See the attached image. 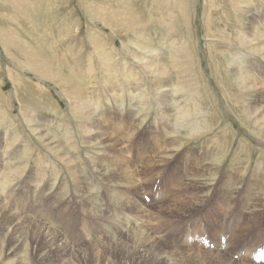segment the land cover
<instances>
[{
	"label": "rangeland",
	"instance_id": "374dc122",
	"mask_svg": "<svg viewBox=\"0 0 264 264\" xmlns=\"http://www.w3.org/2000/svg\"><path fill=\"white\" fill-rule=\"evenodd\" d=\"M260 100L264 0H0V211L72 242L46 259L1 240L0 264H219L177 257L197 234L237 231L260 195L251 231L228 248L264 257V126L246 113ZM175 126L183 144L169 159ZM198 172L206 197L189 216L149 213ZM131 247L148 254L133 261Z\"/></svg>",
	"mask_w": 264,
	"mask_h": 264
},
{
	"label": "bare ground",
	"instance_id": "6f19581e",
	"mask_svg": "<svg viewBox=\"0 0 264 264\" xmlns=\"http://www.w3.org/2000/svg\"><path fill=\"white\" fill-rule=\"evenodd\" d=\"M250 18V17H249ZM145 41V40H144ZM149 43L145 41V45ZM148 45V44H147ZM151 45V44H150ZM150 45H148V47H151ZM152 51V50H151ZM36 54H34L33 56H35ZM151 65V64H150ZM235 65V64H234ZM232 68V67H231ZM165 69V70H164ZM236 70H238V68L236 67ZM235 70V71H236ZM158 72L159 74L161 75V77H165L167 78L168 77V70L165 68V66L163 67H158ZM171 73V72H170ZM245 76H249L248 74H245ZM245 76H243L241 74L240 71L237 72V75L234 74V79L236 80H240V83L242 82L243 84H245L248 88L249 86L251 85L252 82V79L251 78H246ZM251 79V80H250ZM160 80V79H159ZM77 87H75L74 90H76ZM260 96V95H259ZM78 97H82L81 99L78 100L81 101L79 104H80V107L77 108V109H81V110H84L85 111V107L83 106V104H85V101L83 99V96H78ZM161 97V96H160ZM174 98V97H173ZM256 98H258L256 96ZM260 98V97H259ZM174 100V99H172ZM255 101V100H254ZM259 101V100H258ZM257 101V103H258ZM262 101L264 100H260L259 104L261 105ZM175 102V101H173ZM172 103V102H171ZM256 103V101H255ZM174 104V103H173ZM166 105V104H165ZM258 105V104H257ZM167 106V105H166ZM251 106V105H250ZM256 106V105H253V107ZM258 107V106H257ZM263 107L261 110L260 108H253V109H250L248 108L249 110H246V113L249 117H251L252 115H254L255 117L252 119V124L255 125H259V126H264V106H261ZM259 110V111H258ZM255 111H258V113H255ZM85 113V112H84ZM86 117H90V116H86ZM132 117V116H131ZM133 120V118H132ZM170 122V121H169ZM183 123H179L178 125L176 126H180L181 130L185 129L184 126L182 125ZM165 125V124H164ZM256 125V126H257ZM176 126H175V129L173 130L172 132V136L170 139H167L168 140V144L166 146L163 145V151L164 153L163 154V157H169V159L171 158V155H173L174 152H177L178 150H176V148H179V146H181L182 144H179V146H175V143H178L176 142L177 139L174 138V134L176 133ZM186 126V125H185ZM188 126V125H187ZM170 127V126H169ZM168 127V128H169ZM172 127V126H171ZM219 128V127H218ZM100 130L103 131L104 135L106 138L108 137H111L108 133H106L104 131V129L100 128ZM220 129V128H219ZM254 129V128H253ZM180 131V130H179ZM169 132V131H168ZM260 132V131H259ZM262 132V130H261ZM171 133V132H169ZM258 133V132H257ZM94 134V133H93ZM99 135V133L97 134ZM133 135V134H132ZM259 135V134H258ZM262 137V136H261ZM95 138V137H94ZM101 138V137H100ZM104 138V137H103ZM264 138V137H263ZM102 139V138H101ZM166 140V141H167ZM107 141V140H106ZM183 142V141H181ZM180 142V143H181ZM113 144V143H112ZM164 144V143H163ZM52 145V143H51ZM122 145V144H121ZM105 146V145H104ZM118 148V147H117ZM206 148V147H205ZM223 148V146H222ZM221 150V148H220ZM105 154V153H104ZM161 154V153H160ZM160 154H157L155 156L152 157V159L149 161V164L148 165H151L155 162L156 158L160 156ZM197 160V159H196ZM123 164V167H119L117 169H119V171H126L128 170V166L126 165V163L122 162ZM146 165V164H145ZM201 167V165H197V169ZM207 168V167H206ZM114 169V168H113ZM116 169V168H115ZM116 169V170H117ZM208 169V168H207ZM104 170V169H103ZM199 170V169H198ZM116 172V171H115ZM123 172V174H125ZM127 172V171H126ZM102 174V173H101ZM127 174V173H126ZM121 175V174H120ZM130 176V174H128ZM202 175L201 172H198V175H189L187 176V180L186 178H184V180H182L181 184L179 187H176V189L172 192V194L170 195V197L167 199V201H165L163 204L159 205L157 204L155 207H153L152 209L154 210L153 211H149V213H153V215L156 217H160L162 218L165 213V211L167 212H170V214L173 216V217H176V219L178 218H184V217H187L189 216L188 214H186L185 211H190L191 210V207H195L197 206L198 202H201L205 199L206 197V194L204 193L203 189V185L201 184V180H203V178H200ZM207 176V175H206ZM8 179V178H6ZM128 183V182H127ZM132 183V182H131ZM234 185V184H233ZM260 185V184H259ZM242 186V185H241ZM157 188H159L158 186H156ZM136 188H139L138 185L136 186ZM228 189V188H227ZM233 189V188H232ZM248 190V188H247ZM29 191V190H28ZM256 191V190H255ZM11 192V191H10ZM83 192V191H82ZM233 192V191H232ZM237 192V191H236ZM234 192V193H236ZM87 193V192H86ZM90 193V192H89ZM255 193V192H254ZM1 194L0 193V199H1ZM84 194V193H83ZM232 194V193H231ZM238 194V193H237ZM256 194V193H255ZM253 194V195H255ZM14 195V194H13ZM252 195V196H253ZM257 196V195H256ZM250 197V196H249ZM7 198V197H6ZM234 198V197H233ZM4 199V198H3ZM201 199V201H200ZM262 196H257L253 201V207L251 206L250 209H249V214L247 216V218L245 219L244 221V217L242 216V223L239 227V229L237 231H229L228 228H227V232H226V229L222 228L220 229V233L218 236L217 235H214L213 233L210 234V238L205 240V238L203 239L206 243H203L201 242L199 239H198V234H197V237L196 238H192L191 240V246L188 245V246H184L182 248H184V252L182 253L181 256L178 255L177 257V261H181V259L183 258L186 262L188 263H191L193 262L194 260H201L203 262H215V258L213 259L212 256H217L218 258H220L222 260V263L224 264H264V262H261V261H264V257L259 255L257 252L254 253L251 257V259L249 260V257L248 254H247V251L248 250H243V249H239V250H236L233 253V255H229L231 252H230V249L228 248L229 246H231L232 244V236H233V232L234 234L237 232V235L240 236H243L244 234L248 233V231L250 230V227H249V223L256 217V211L257 210H260L259 207H261V205L263 204V201H262ZM67 200V199H66ZM69 200V199H68ZM91 200V199H90ZM170 200L172 202H170ZM251 200V199H250ZM41 203V202H40ZM129 203V202H128ZM7 205V204H5ZM229 205V204H228ZM4 206V205H2ZM10 207V206H7V208ZM124 207V206H123ZM263 207V206H262ZM261 207V208H262ZM6 208V209H7ZM12 208V207H11ZM151 208V207H150ZM149 208V209H150ZM230 208V207H229ZM224 209V207H223ZM231 209V208H230ZM15 210V209H14ZM225 210V209H224ZM223 210V211H224ZM10 211V210H9ZM159 214H158V212ZM163 211V213H162ZM196 211V210H194ZM226 211V210H225ZM230 211V210H229ZM248 211V210H247ZM246 211V212H247ZM7 212V211H6ZM5 211H0V241L1 240H4L5 241V244L7 246V249L11 252H16L17 249H22L24 246L25 247H29L31 248L32 250H35L37 249V253L36 255H38L39 257H45V255H47V251L46 249L48 248H69V243H72V242H64V245L63 246H60L58 245L59 244V241L61 242L62 241V235L65 234L66 230H64V233H58L59 231H57L55 228H53L52 226H47L45 224L43 220V218L41 220H38V219H35L36 215L33 217V215L31 214H27L25 213H20V215H13L12 214H9V213H6ZM19 212V211H18ZM219 212V211H218ZM228 212V211H227ZM258 212V211H257ZM30 213V212H29ZM33 213V212H32ZM189 213V212H188ZM230 213V212H228ZM248 213V212H247ZM231 214V213H230ZM258 214V213H257ZM51 215V214H50ZM89 215V214H87ZM170 215V216H171ZM246 215V214H245ZM40 216V215H39ZM150 216V215H149ZM28 217V219H27ZM159 218V219H160ZM172 218V217H171ZM179 219V220H180ZM240 219V218H239ZM257 219V218H256ZM48 220V219H47ZM52 220V219H50ZM255 220V219H254ZM71 221V219H70ZM256 221V220H255ZM258 221V220H257ZM53 222H55V220H53ZM67 222V221H66ZM254 222V221H252ZM119 225V224H118ZM238 225V224H237ZM251 225V223H250ZM254 225V223H253ZM67 226V225H66ZM224 226V225H223ZM252 226V225H251ZM255 226V225H254ZM253 226V228H254ZM124 227V226H122ZM138 227V226H137ZM235 227L237 228V226L235 225ZM70 228V227H69ZM71 229V228H70ZM125 229V228H124ZM139 229V228H137ZM70 231V230H69ZM120 231V230H119ZM118 231V232H119ZM251 231V230H250ZM224 232V233H223ZM121 233V232H120ZM119 233V234H120ZM132 233V231H131ZM226 233V234H225ZM134 234V233H133ZM235 235V236H237ZM247 235V234H246ZM131 236V234L129 235ZM128 236V237H129ZM134 237V235H132ZM145 236V235H144ZM132 237V238H133ZM142 237V236H141ZM141 237L139 235L136 236V239L138 241L141 242V240L143 241V238L141 239ZM146 237V236H145ZM149 237V236H148ZM130 238V237H129ZM223 238V239H222ZM69 239V238H68ZM149 239V238H148ZM148 239H144V240H148ZM222 239V241H221ZM235 239V238H234ZM59 240V241H58ZM224 240V242H223ZM58 241V242H57ZM183 241H186L185 238ZM79 242V241H78ZM187 242V241H186ZM208 242V243H207ZM235 242V241H234ZM242 242V241H241ZM127 243V242H126ZM135 243V242H134ZM237 243V242H235ZM63 244V243H61ZM77 246H79L80 248L81 247H85V245H82L80 243H76ZM95 244V243H94ZM138 244V243H137ZM144 244V243H143ZM154 244V243H153ZM175 244V243H173ZM210 244H213V248H209L210 247ZM93 245V244H92ZM127 245V244H126ZM131 245V244H130ZM73 246V245H72ZM71 246V247H72ZM129 247V246H128ZM140 247V245H139ZM142 247V246H141ZM144 247V246H143ZM208 247V248H206ZM174 248V247H173ZM225 248V250H224ZM179 249V248H178ZM256 249V248H255ZM72 250V249H71ZM80 250V249H79ZM127 250H129L133 255V261H140V259L142 258V256H144L145 258V254L148 252H146L145 250L141 249V250H134L132 247L131 248H128ZM181 250V249H180ZM257 250V249H256ZM66 251V250H65ZM149 251V250H148ZM226 251V253L224 252ZM67 252V251H66ZM72 252V251H71ZM74 252V250H73ZM150 252V251H149ZM151 252H154L151 250ZM50 254V252H49ZM60 254V253H59ZM75 254V253H73ZM77 255V254H76ZM177 255V253H176ZM234 255H237V259L235 260L234 259ZM50 256V255H49ZM72 256V255H71ZM63 257V256H61ZM173 257V256H172ZM212 257V258H211ZM46 258V257H45ZM44 258V260H45ZM49 258V257H48ZM53 258V257H52ZM60 258V257H59ZM69 258V257H68ZM47 259V258H46ZM213 259V260H212ZM219 260V264H222L221 261ZM249 260V261H248ZM54 261V264H61V260L60 259H54V260H51V262ZM65 261V260H64ZM131 262L132 260L127 257V262ZM156 261V259H155ZM163 261V260H162ZM162 261L161 263L159 264H162ZM252 261H258V263H254ZM47 262V260H46ZM50 261L48 260V263L47 264H50L49 263ZM63 262V261H62ZM145 263V262H144ZM168 264V263H166Z\"/></svg>",
	"mask_w": 264,
	"mask_h": 264
}]
</instances>
